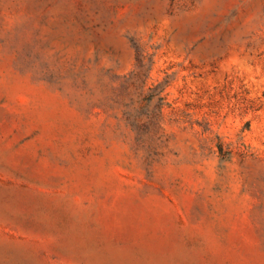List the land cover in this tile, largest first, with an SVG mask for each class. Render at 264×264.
Wrapping results in <instances>:
<instances>
[{
	"label": "rangeland",
	"instance_id": "rangeland-1",
	"mask_svg": "<svg viewBox=\"0 0 264 264\" xmlns=\"http://www.w3.org/2000/svg\"><path fill=\"white\" fill-rule=\"evenodd\" d=\"M0 264H264V0H0Z\"/></svg>",
	"mask_w": 264,
	"mask_h": 264
}]
</instances>
